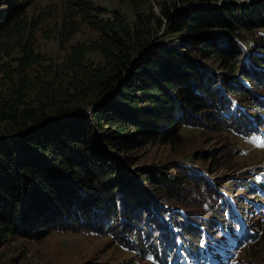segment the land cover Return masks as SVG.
<instances>
[{"label": "trees", "instance_id": "1", "mask_svg": "<svg viewBox=\"0 0 264 264\" xmlns=\"http://www.w3.org/2000/svg\"><path fill=\"white\" fill-rule=\"evenodd\" d=\"M198 1L163 5L151 23L136 0L132 22L92 0H64L55 10L61 42L82 24L97 35L55 60L35 44L42 21L29 12L35 0H0V264H13L5 256L11 240L57 230L110 235L169 264L168 240L179 234L199 242L191 221L232 215L224 200L216 204L220 189H255L249 172L213 183L178 161L137 167L135 175L121 166L135 165L146 143L175 146L185 128L264 134V0ZM90 51L101 60L88 58ZM233 99L245 110L234 109ZM225 148L214 159L230 169ZM197 158L209 160L211 173L212 158ZM236 199L244 215L247 201Z\"/></svg>", "mask_w": 264, "mask_h": 264}, {"label": "rangeland", "instance_id": "2", "mask_svg": "<svg viewBox=\"0 0 264 264\" xmlns=\"http://www.w3.org/2000/svg\"><path fill=\"white\" fill-rule=\"evenodd\" d=\"M92 1L96 5L106 8V10H117L128 21H134L135 9L130 0ZM136 1L140 4L138 12L144 18L148 17L151 23L159 17L163 5H167L169 8H184L199 3L198 0ZM231 1L242 3L250 0H214L212 4H226ZM64 5V0H35L34 6L29 10L31 15L34 14L40 17L41 13L42 17V21L35 32L37 48L46 57L55 60L65 55V49L70 44L87 42L97 35L94 28L82 24L80 30L73 35L69 42L62 43V38L58 36V30L55 26V21H58L55 10L58 9L59 12H62ZM106 10L102 14L100 13L99 16L109 15L110 11L107 12ZM245 46L249 48L247 43H245ZM87 56L95 61L101 60L98 51H90ZM1 76H3V73L0 70ZM2 138L0 131V140ZM225 146L229 147L227 155L230 161V169L223 165L217 167L218 160L214 159V157H217L218 152H221V154L226 153V151H222V149H226ZM135 152L134 154L137 155L138 159L135 165H121L124 170L134 175V169L137 167L144 165L165 166L171 161H178L200 169L199 172L210 177L213 183L218 181L225 183L233 177H240L242 172L249 168L251 171H255L256 181L264 183V180H262L264 177V136H259L256 133L245 135L231 133L227 130L218 132L205 129L203 131L198 127L185 128L182 129L179 142L175 146L146 143ZM202 153H205V157L212 158L211 173L205 169L208 167L209 160L202 161L197 158L202 156ZM169 170L170 172L176 171L172 168ZM239 191H242L241 194L244 193L243 190ZM257 195L255 197L250 195L246 198V206L249 209L247 219L251 226L250 229L241 227L239 220L236 221L227 216H224L226 228L224 226L220 227L217 221L214 223L217 226L216 228L211 226L214 231H212V235L209 234V239L205 240L207 246L214 248V251H217L215 253L218 254L205 264H264V187L258 189ZM244 197L245 195L242 198ZM204 202L208 205H215L213 198L206 195ZM216 204L220 208L219 201H216ZM214 209L217 208L214 207ZM208 211H210V208ZM157 241L158 237L154 243L156 244ZM6 251V259H12L13 264H158L152 254H143L142 251L140 254L127 249L115 242L110 235L85 231L57 230L41 240L15 238V240L10 241ZM173 251H175V248H173ZM171 259H175L174 254ZM181 261L182 264H189L188 259L183 261L181 258Z\"/></svg>", "mask_w": 264, "mask_h": 264}, {"label": "snow or ice", "instance_id": "3", "mask_svg": "<svg viewBox=\"0 0 264 264\" xmlns=\"http://www.w3.org/2000/svg\"><path fill=\"white\" fill-rule=\"evenodd\" d=\"M259 146V145H258Z\"/></svg>", "mask_w": 264, "mask_h": 264}]
</instances>
